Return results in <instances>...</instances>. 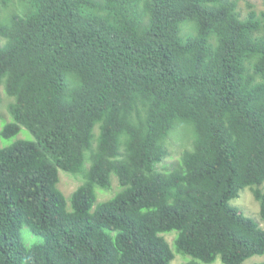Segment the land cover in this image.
Returning a JSON list of instances; mask_svg holds the SVG:
<instances>
[{
	"label": "trees",
	"instance_id": "trees-1",
	"mask_svg": "<svg viewBox=\"0 0 264 264\" xmlns=\"http://www.w3.org/2000/svg\"><path fill=\"white\" fill-rule=\"evenodd\" d=\"M6 3L7 0H0ZM241 0L0 10V264H243L264 227V11ZM4 122V123H3ZM3 123V125H2ZM181 123L184 147L167 168ZM59 170L81 178L66 195ZM112 174L117 190H109ZM22 224L41 241L26 244ZM175 232L170 243L165 233ZM249 264H264L257 261Z\"/></svg>",
	"mask_w": 264,
	"mask_h": 264
},
{
	"label": "rangeland",
	"instance_id": "rangeland-1",
	"mask_svg": "<svg viewBox=\"0 0 264 264\" xmlns=\"http://www.w3.org/2000/svg\"><path fill=\"white\" fill-rule=\"evenodd\" d=\"M249 3L252 4V9H254L257 13L264 11V0H241L239 1V10L241 11L242 16H244L249 7ZM23 4V0H7L6 3H2L0 1V10L5 12L7 9H17L20 10V6ZM2 101L0 103V126L1 121L8 120V112H7V104L10 101V98L7 97L6 94L2 92ZM4 123V122H3ZM2 123V125H3ZM175 131L172 133V135L168 138V141L166 142L167 147V155L166 157L158 164V167L162 169V165L166 166L167 168L173 163V161H176L179 157L182 149L186 147L187 141L189 142V139L187 138L189 126L177 123L175 125ZM28 138L32 139V135L30 132L25 129L24 127H21L20 132L10 138V139H4L1 138L0 145H5L15 138ZM60 173V180L58 183L59 188L68 195L75 187L81 182V178L75 175H71L69 173H66L65 171L59 170ZM112 185L109 190L101 191V188H98V199H106L109 196H111L115 190H117V181L114 174H112ZM230 203L237 206L239 208V211L243 213V215L250 217L254 219L255 221H258L260 226L264 227V222L261 221L259 216V202L254 199L251 193V189L247 186L240 189L238 192V195L230 200ZM21 239L26 244H32L38 241H41V237L35 233H33L30 228L26 224H22L21 230H20ZM175 235V232H169L165 233V238L171 243L172 239ZM189 259H192L190 255H180L175 254L174 258L172 259L170 264H181L184 261H187ZM257 261H264V253L262 254H254L250 256L249 258L245 259L243 261V264H249ZM206 264H223L217 256L214 261Z\"/></svg>",
	"mask_w": 264,
	"mask_h": 264
}]
</instances>
